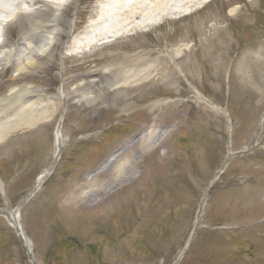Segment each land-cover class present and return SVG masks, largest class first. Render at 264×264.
I'll list each match as a JSON object with an SVG mask.
<instances>
[{"label":"rangeland","instance_id":"rangeland-1","mask_svg":"<svg viewBox=\"0 0 264 264\" xmlns=\"http://www.w3.org/2000/svg\"><path fill=\"white\" fill-rule=\"evenodd\" d=\"M62 1L53 46L23 72L0 66V98L28 88L53 112L0 139V208L51 166L61 121L60 157L19 208L36 264H264V0H208L77 52L95 5L114 0ZM35 3L6 27L8 48L50 23L56 7ZM0 264H31L4 215Z\"/></svg>","mask_w":264,"mask_h":264},{"label":"bare ground","instance_id":"bare-ground-1","mask_svg":"<svg viewBox=\"0 0 264 264\" xmlns=\"http://www.w3.org/2000/svg\"><path fill=\"white\" fill-rule=\"evenodd\" d=\"M36 1L43 2L44 4L50 3L56 7L50 23L39 26L35 32L24 35L21 44L19 46L16 45L14 48L7 47L8 37L5 30L8 28L9 23L6 25H0V48H4L0 54V66L15 60L18 62L17 69L23 72L27 69L28 64H32L34 54L46 53L57 39L60 31L58 20L60 19V14L63 9L62 7H64L65 3L62 0H14L13 4H11L10 0H3V3L0 2V15L14 14L15 18L20 12H22V9L26 7L25 4H27L26 9L34 13L41 12L42 9L35 5ZM207 1L208 0H114V3L111 5H95L86 28L78 33L66 48H69L68 51L73 49V52H77L82 45L89 46L95 41L98 43L103 41L106 42L109 37L120 33L123 29L126 30L128 28L133 30L145 27L152 22L160 20L177 11H185L188 13L192 7ZM173 5L178 9L173 11L175 9H172ZM238 9L239 7H233L230 10V15H236ZM109 25L110 27L107 28ZM176 50L179 51L180 49L177 48ZM139 62L140 59L138 58L136 63ZM151 66L152 65L146 67V72L144 74L146 76L142 74L145 70L138 72L126 70L119 73L121 74L119 75V84H133L137 80L148 77L153 70ZM30 91L32 90L22 88L12 91L8 96L0 98V139H2L11 129L33 125L34 120L36 121L38 118L46 119L51 117L53 112L50 109L44 108L43 110L38 111V107H35L32 102L30 103L24 100L26 94ZM61 96L63 98V92H61ZM62 144L63 135L60 121L59 127L56 130V160L59 157L58 150L63 146ZM49 168L37 176L34 186L30 190V195L35 193L50 176L52 170ZM220 174L215 175L211 185H214ZM74 190L75 189L70 191L68 195L71 196V194L74 193ZM206 199L207 192L203 195L199 216L204 210ZM7 217L11 225L20 230V234L23 237V241L28 250L33 252L32 242L23 229L20 222L19 212H8Z\"/></svg>","mask_w":264,"mask_h":264},{"label":"clouds","instance_id":"clouds-1","mask_svg":"<svg viewBox=\"0 0 264 264\" xmlns=\"http://www.w3.org/2000/svg\"><path fill=\"white\" fill-rule=\"evenodd\" d=\"M13 19L14 14L0 15V25H6L8 23H11Z\"/></svg>","mask_w":264,"mask_h":264},{"label":"water","instance_id":"water-1","mask_svg":"<svg viewBox=\"0 0 264 264\" xmlns=\"http://www.w3.org/2000/svg\"><path fill=\"white\" fill-rule=\"evenodd\" d=\"M207 189H208V188H207ZM207 189H206V190H207ZM23 202H24V201H23ZM23 202H22V203H23ZM22 203H21V204H22ZM0 211H1V213H3L5 210L0 209ZM16 230L18 231L19 229H16ZM18 232H19V231H18ZM28 256H29V259H30L31 262H32V255L30 254V252H28ZM32 264H33V263H32Z\"/></svg>","mask_w":264,"mask_h":264}]
</instances>
